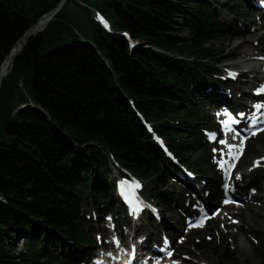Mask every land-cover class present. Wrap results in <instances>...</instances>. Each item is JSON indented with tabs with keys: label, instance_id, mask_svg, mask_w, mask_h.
<instances>
[{
	"label": "trees",
	"instance_id": "16d2710c",
	"mask_svg": "<svg viewBox=\"0 0 264 264\" xmlns=\"http://www.w3.org/2000/svg\"><path fill=\"white\" fill-rule=\"evenodd\" d=\"M16 1L0 0V66L60 0ZM68 1L27 39L0 86V264H80L101 230L92 213L103 219L111 212L120 227L112 158L121 173L167 187L177 167L145 120L178 159L206 173L210 147L197 124H211L208 79L221 72L208 59L225 52H217L216 41L235 29L218 8L236 18L252 13L240 0H78L94 24L85 36L64 14ZM21 74L31 79L25 93L17 85ZM146 193L173 209L167 191ZM60 244L79 258L62 260Z\"/></svg>",
	"mask_w": 264,
	"mask_h": 264
},
{
	"label": "rangeland",
	"instance_id": "374dc122",
	"mask_svg": "<svg viewBox=\"0 0 264 264\" xmlns=\"http://www.w3.org/2000/svg\"><path fill=\"white\" fill-rule=\"evenodd\" d=\"M95 1L96 0H88V2L92 4H95ZM240 1L246 9L251 8L248 7L249 5H247L244 0ZM250 2L252 3V0ZM16 4V7L22 6V1L17 0ZM80 4L81 2L78 0H69L65 7L64 14L75 28L80 30L83 35L89 36L93 33L94 24L90 21L86 8ZM218 13L220 20L224 23H235V29L231 33L220 36L216 41L215 47L217 52L221 49L225 52L216 56L214 59H208V63L218 66L221 72L214 73L208 79V83H211L213 89L208 86L207 92L213 94L216 103L215 107H223L233 103V105L238 108V106L241 107V103H238L235 97L228 104L222 101L216 102V90L214 87L218 83H221L226 89L234 91L235 95H240V93H242V104L243 102L245 104L248 102V96H246V94H249V90H258V88L254 87V83L258 85L254 79L257 73L249 72L245 75H240L239 79L235 78L236 76L234 78H229L228 73L230 74L231 69L226 70L224 66L228 65L230 62H234L235 57L226 56L234 48L235 42L240 41L242 37L234 36L235 41L232 43H227V39L231 37L229 35H237V33H244L247 36L252 33L251 37L256 39L261 37L264 35V20L259 21L257 17L252 14L246 18H236L220 8H218ZM181 34L184 36L188 35L187 30H183ZM255 46L259 47L258 44ZM253 50L258 51L256 48ZM262 54L264 55V51ZM262 62L263 61L258 65L259 69L262 68ZM18 79L19 83H17V85L21 87L22 92L25 93L26 91H30L31 79L23 74L19 75ZM11 84L10 82L9 85L11 86ZM21 101L22 98H16L14 103L17 105ZM206 107L212 108V106ZM207 109L209 110V108ZM212 109L214 110L213 112L207 110V113L210 121L215 124L214 116L217 110L216 108ZM197 125V129L205 128V124L203 123ZM152 126H154V123ZM206 134L205 137L208 139L210 133ZM208 145L210 147L208 154V156L211 157L210 165L208 169H206V173L196 174L193 183L200 186L199 188L202 194L208 195L210 203L215 204L216 201L214 200V196H217V200L219 204H221L220 202L223 198L220 191L222 175L219 172L218 160L221 158L222 149H217V142L212 144L208 143ZM262 155H264V132L260 133L257 137H252L247 143L243 160L246 164H250L253 163L254 158ZM118 172L119 167H113L111 178L113 179ZM254 175L255 172L253 171V173L250 175L248 174L247 177L245 176L242 179V190L249 191V193L246 195L245 193L243 195L238 193L239 196H242L240 207L225 206L214 218L208 221L203 228L189 232L185 236H180L185 223V220L180 214V205L183 204L191 210H196L195 206L197 203L193 202L194 194H191L189 192L190 189L184 187L182 183L173 178H169L167 187L159 186L153 181L145 180L146 188L153 189L154 191H167L169 197L173 200V209H169L168 206L162 204L158 207L160 215L159 221L155 218L150 224L147 216H144L141 220V224L138 223L135 226H133L132 220H128L127 216L120 210L119 213L122 218L120 222L121 233L124 234L128 240L130 236H135L136 238L142 235L153 237L152 233H154L156 242L160 245L162 243L160 237L167 229L173 228L178 230V234L176 233L174 236L170 235L172 249L174 250L173 261L178 262V264H233L230 261L233 256L237 259L238 264H264V179H255ZM208 183H210L211 186L215 185V187L213 186L215 191H212L213 189L208 186V188H210L209 194H207L206 186ZM92 219L94 220L95 227L102 229L100 233L93 235L94 241L90 242L91 244L88 246L92 252H96L100 250L101 246L107 247L110 245V236L107 235V233L109 234L112 230L109 228V226H112V223L107 222L109 226H104V223L99 222L98 216L96 217L94 214H92ZM163 219L164 223H162ZM233 221H237L238 223H234ZM173 237H176V240H173ZM21 242L22 240L19 238L17 243L19 248H22ZM46 245L52 250L53 247L51 242L46 243ZM241 246H244V250H241ZM56 251L62 260L79 258L72 249H68L67 244H64L62 247L60 244L55 252ZM85 262L80 264H89L88 260Z\"/></svg>",
	"mask_w": 264,
	"mask_h": 264
},
{
	"label": "bare ground",
	"instance_id": "6f19581e",
	"mask_svg": "<svg viewBox=\"0 0 264 264\" xmlns=\"http://www.w3.org/2000/svg\"><path fill=\"white\" fill-rule=\"evenodd\" d=\"M245 3L250 2L251 0H244ZM263 12H264V7H263ZM50 21L49 16H44L41 19L38 20V22L33 26V28H31L29 31H27L24 35L23 38L21 39V41H19L17 43V45L14 47V49L11 50V52L9 53V55L4 59L3 63L0 66V86L2 83L3 78L8 74V71L11 69L14 58L17 54V52L19 51V49H21L27 42V39L30 37V35L32 34H36L38 33L40 30H43L48 22ZM250 35H245L244 33H237V35H229L231 37H229L227 39V43H232L235 41V37H242V39L238 42H235L234 48L228 53V55L226 57H235L234 62H230L228 65L224 66V68L226 70L231 69L230 74L228 73L229 78H240V75H245L249 72H254L257 73V75L254 76V79L256 80L257 84H255L254 87L256 88H261L264 84V55L262 54V52L264 51V35H262L259 38H252ZM258 44L259 47H256L255 45ZM256 50L258 49V51H255L253 49ZM262 62V68H258L259 63ZM229 66V68H228ZM217 80V79H216ZM219 81V80H217ZM216 82V81H215ZM211 87V86H210ZM211 89H213V87H211ZM214 89L216 90V95L215 97L217 98V102L222 101L225 103H229L232 99H235L238 101V103H241L240 106L242 109L245 110V118L246 119H251V118H255L256 120H263L264 118V108H256L254 110V107L252 106V109H250L249 102L245 103L243 102L242 104V93H240V95H235L234 91H232L231 89H226L223 84L218 83ZM256 91V97L261 101L264 99V95L260 92H258V90H249V94L246 96H248L249 98L251 96L254 95ZM258 103V105H262V102ZM243 105V106H242ZM224 117V116H223ZM211 135V134H210ZM223 150H226L227 153L229 154L228 157H225L223 159L224 162L227 161H235L236 158L235 156H233V151H231L229 148H225ZM231 153V154H230ZM264 157V155L256 157L253 159V162L256 161L257 158H262ZM235 192H238L240 195H243L245 193L248 194L249 191H244L242 190L241 187H235ZM162 219V217H161ZM162 223H164V219L162 220ZM138 247L140 250H142V241L140 239H138L136 241ZM241 250H244V246H241ZM111 253L113 251H110ZM129 252L130 250H128V254H121L120 258L124 257L125 261L129 260Z\"/></svg>",
	"mask_w": 264,
	"mask_h": 264
},
{
	"label": "snow or ice",
	"instance_id": "6c2138e0",
	"mask_svg": "<svg viewBox=\"0 0 264 264\" xmlns=\"http://www.w3.org/2000/svg\"><path fill=\"white\" fill-rule=\"evenodd\" d=\"M258 91H264V86H262ZM261 107H262V105H256V108H258V109L261 108ZM257 131H264V128H260V129L254 130V131H252L250 133V135L255 136L257 134ZM221 143H224V141H221ZM241 144H242V142H241ZM231 147H241V146L231 145L230 148ZM236 158H238V156ZM261 160H264V157H262ZM261 160L255 161L253 167L259 166L260 163H261ZM232 166H234V165H232ZM221 167H223V164H221ZM228 175L230 176V173H228ZM235 179H237V180L241 179L240 175L239 174H236ZM225 189L226 190L228 189V185L227 184H225ZM229 202H230L229 200H225V203H229ZM233 222L234 223H238L237 221H233ZM190 226H197V225H190ZM198 226H201L202 227L203 226V223L201 222ZM168 255L171 256L172 253L169 252ZM173 264H178V262L173 261Z\"/></svg>",
	"mask_w": 264,
	"mask_h": 264
},
{
	"label": "water",
	"instance_id": "95a60500",
	"mask_svg": "<svg viewBox=\"0 0 264 264\" xmlns=\"http://www.w3.org/2000/svg\"><path fill=\"white\" fill-rule=\"evenodd\" d=\"M65 1H66V0H60L59 3L57 4V6H56L55 8H53L50 12H48V13L42 15L39 19H41V18L44 17V16H49L50 20L53 19L54 16L56 15V13L62 8V4H64ZM39 19H38V20H39ZM38 20H37V21H36V22H35V23L29 28V30H30L31 28H33V26L38 22ZM29 30H28V31H29ZM40 31H42V30H40ZM40 31H39V32H40ZM39 32H38V33H39ZM36 34H37V33H36ZM36 34H32V35H30V36H33V35H36ZM118 34H119V33H118ZM22 38H23V37H21V38L18 40V42L21 41ZM18 42H17V43H18ZM17 43L13 46L12 49H14V47L17 45ZM23 47H24V46H23ZM23 47H22L21 49H19V51L17 52V54H16L14 60L16 59V57L19 56V54L21 53ZM10 70H11V69H10ZM10 70H9V71H10ZM9 71H8V72H9Z\"/></svg>",
	"mask_w": 264,
	"mask_h": 264
}]
</instances>
